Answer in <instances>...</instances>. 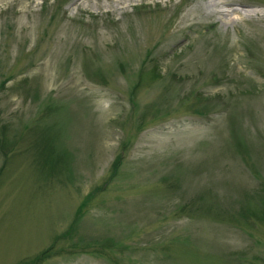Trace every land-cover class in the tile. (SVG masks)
I'll list each match as a JSON object with an SVG mask.
<instances>
[{
	"label": "rangeland",
	"instance_id": "rangeland-1",
	"mask_svg": "<svg viewBox=\"0 0 264 264\" xmlns=\"http://www.w3.org/2000/svg\"><path fill=\"white\" fill-rule=\"evenodd\" d=\"M5 122L0 264H264V0H0Z\"/></svg>",
	"mask_w": 264,
	"mask_h": 264
},
{
	"label": "trees",
	"instance_id": "trees-1",
	"mask_svg": "<svg viewBox=\"0 0 264 264\" xmlns=\"http://www.w3.org/2000/svg\"><path fill=\"white\" fill-rule=\"evenodd\" d=\"M153 73H155V72H153ZM153 75H155V74H153ZM4 83V82H3ZM55 108L52 106V104H51V106L50 105H48V107H46V110L49 112V111H51V110H53V111H51V112H58L60 109L58 108L57 109V111H56V109L54 110ZM7 128H8V123H6L5 122V124H3V126L1 125L0 126V153H2L3 155H4V157H6L7 155H9V153L10 152H14L15 151V149L12 147V141H10L11 142V144L9 145V141H8V135H7V133H6V130H7ZM27 128H28V126L27 125H23V126H21L20 127V131H19V135L17 136V137H20V138H24L25 137V134H27L29 131H26L27 130ZM32 130V129H31ZM37 131H34L35 133L36 132H38L39 130L38 129H36ZM33 131V130H32ZM45 134H46V130L45 131H40V133H39V137H42V138H45L47 141H48V136L46 135L45 136ZM17 137H13L12 138V140H14V138L15 139H18ZM51 138V137H50ZM242 142L241 141H238L237 142V145H242L241 144ZM45 141H43V146H41L40 148H39V150H38V152L39 153H44L45 152ZM51 154V152L49 153V152H47V154H45V155H47V157L49 156ZM120 162V159H118L117 160V162H115L114 163V167H115V169H116V167H117V165H118V163ZM262 187V190H263V192H264V186H261ZM206 193H210V190L209 189H207V190H204V192H203V195H205V196H209L210 194H206ZM213 196H214V199L216 198V200H217V202L215 203V205H217V206H219L220 208H221V211L222 212H224L225 210H226V208H224L223 206H222V204L219 202V198H221L222 199V197H220V196H215L214 194H212ZM219 197V198H218ZM228 197H230L229 195H228ZM232 197V198H231ZM231 197H230V199H233V196L231 195ZM240 197H243L244 198V204H243V206L241 207V211H243L242 209H243V207H245L246 208V213H251V214H254L255 213V215H259L258 214V212L259 211H257V209L256 208H253L252 207V205L250 204V201H249V199L247 198V196H240ZM227 200V199H226ZM262 201V205L264 206V199H262L261 200ZM189 202H191V203H189V204H186L185 205V208H186V211L187 212H191V211H193V207L194 208H197V209H199V210H201L202 212H204V213H209L211 210H212V205H210V204H208V205H205V206H203V207H200V205H194L195 203H196V201L195 200H191V201H189ZM200 203H204V202H200ZM227 206H231V204L232 203H234V201H232L230 204H228V202H224ZM232 207H233V205H232ZM219 212V211H218ZM216 213L217 215L219 214V213Z\"/></svg>",
	"mask_w": 264,
	"mask_h": 264
},
{
	"label": "bare ground",
	"instance_id": "bare-ground-1",
	"mask_svg": "<svg viewBox=\"0 0 264 264\" xmlns=\"http://www.w3.org/2000/svg\"><path fill=\"white\" fill-rule=\"evenodd\" d=\"M219 14H220L221 18L225 19L224 12H220ZM225 21H228V20H225Z\"/></svg>",
	"mask_w": 264,
	"mask_h": 264
}]
</instances>
